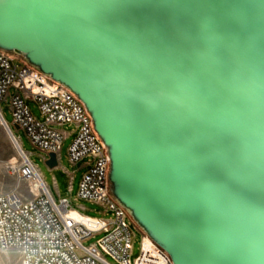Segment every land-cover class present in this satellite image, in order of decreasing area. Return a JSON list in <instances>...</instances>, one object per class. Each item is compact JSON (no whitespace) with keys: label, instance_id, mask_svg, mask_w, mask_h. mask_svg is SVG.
<instances>
[{"label":"water","instance_id":"obj_1","mask_svg":"<svg viewBox=\"0 0 264 264\" xmlns=\"http://www.w3.org/2000/svg\"><path fill=\"white\" fill-rule=\"evenodd\" d=\"M0 50L84 106L172 264H264V0H0Z\"/></svg>","mask_w":264,"mask_h":264},{"label":"built area","instance_id":"obj_2","mask_svg":"<svg viewBox=\"0 0 264 264\" xmlns=\"http://www.w3.org/2000/svg\"><path fill=\"white\" fill-rule=\"evenodd\" d=\"M15 58L0 51V104H7L12 124L41 154L44 164L53 154L58 167V153L65 139L60 129L74 128L67 162L71 167L80 163L86 170L76 200L93 204L102 212L90 217L82 213L83 209H71L66 199L58 197L53 181L56 201L0 110V119L26 159L16 171L18 179L30 182L29 190L34 193L25 199L16 190L0 191V251H14L19 264H110L108 259L114 264H172L144 233L140 234L138 255L131 261L133 222L110 193L109 156L89 114L68 89ZM27 102L37 108L39 119L32 115ZM66 174L70 193L74 173Z\"/></svg>","mask_w":264,"mask_h":264},{"label":"rangeland","instance_id":"obj_3","mask_svg":"<svg viewBox=\"0 0 264 264\" xmlns=\"http://www.w3.org/2000/svg\"><path fill=\"white\" fill-rule=\"evenodd\" d=\"M6 54L12 56L13 58L16 57L15 58L16 60H18L22 64L29 66L22 57H17L12 53H6ZM27 106L30 112L32 113V115L37 119H39V112L37 108L31 102H27ZM0 110L4 121L11 127L14 136L16 138H19L21 149L23 150L24 153L29 155V160L34 165H36L41 176L43 177L46 186H48L51 189L52 193L54 194L55 200L57 201L58 198L55 193V189L52 185L53 181L56 182L58 197L60 199H66L69 202L71 209L77 210L79 212L81 211V209H83L84 211L82 213L90 217L99 216L98 213L102 212L100 208L94 206L93 204L76 200L78 184L80 182L82 175L86 170L81 168L82 164L80 163L74 167H71L67 162V150L73 140V136L71 135V133L74 131V128L72 126H63L60 129V131L65 136V139L62 141L58 153L60 157V162L58 164V167L49 170L42 161L41 154L36 152L31 147L24 134L20 130L15 131L13 129L12 118L9 113L7 104L2 102L0 104ZM21 163L22 161L19 158L18 154L16 153L9 136L7 135L4 128L0 125V191L5 192V191L16 190L18 193H20L23 196V198L30 199L34 195V193L30 192L29 190V186L32 184L25 180L18 179V176L16 174V171ZM66 173L68 174L74 173L70 193L68 192L69 179ZM131 230L133 233V238H132V251H131L130 259L131 261H133L138 255L139 241L141 237L140 234H143V232L138 228L135 222L131 224ZM88 243L89 241L86 242L85 245H87ZM108 262L110 264H114L109 259ZM0 264H19V259L17 254L12 250H7L5 252L0 251Z\"/></svg>","mask_w":264,"mask_h":264},{"label":"bare ground","instance_id":"obj_4","mask_svg":"<svg viewBox=\"0 0 264 264\" xmlns=\"http://www.w3.org/2000/svg\"><path fill=\"white\" fill-rule=\"evenodd\" d=\"M6 126V125H5ZM3 127V126H2ZM7 127V126H6ZM4 128V127H3ZM5 130V129H4ZM6 131V130H5ZM7 133V131H6ZM7 135L9 136L13 146H14V149L16 151V153L18 154L19 158L21 159L22 162H26V159H25V156L24 154L21 153L20 149H19V145L17 144V142L14 140L13 136L11 137L9 135V133H7ZM12 135V134H11Z\"/></svg>","mask_w":264,"mask_h":264},{"label":"flooded vegetation","instance_id":"obj_5","mask_svg":"<svg viewBox=\"0 0 264 264\" xmlns=\"http://www.w3.org/2000/svg\"><path fill=\"white\" fill-rule=\"evenodd\" d=\"M13 55H15V54H13ZM15 56H17V57H22V56H18V55H15ZM23 58V57H22ZM24 59V58H23Z\"/></svg>","mask_w":264,"mask_h":264},{"label":"trees","instance_id":"obj_6","mask_svg":"<svg viewBox=\"0 0 264 264\" xmlns=\"http://www.w3.org/2000/svg\"><path fill=\"white\" fill-rule=\"evenodd\" d=\"M110 193H111V191H110Z\"/></svg>","mask_w":264,"mask_h":264}]
</instances>
